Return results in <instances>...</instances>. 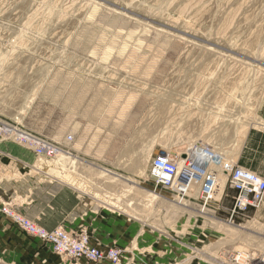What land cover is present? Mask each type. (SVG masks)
Listing matches in <instances>:
<instances>
[{
	"label": "rangeland",
	"instance_id": "obj_1",
	"mask_svg": "<svg viewBox=\"0 0 264 264\" xmlns=\"http://www.w3.org/2000/svg\"><path fill=\"white\" fill-rule=\"evenodd\" d=\"M0 120L46 143L33 172H95L111 202L98 199L130 216L92 242L119 262H92L20 230L2 210L25 215L0 202V264H235L239 251L264 264V202L233 212L228 179L234 165L264 177V0H0ZM187 152L225 177L206 206L195 186L179 202L151 177L154 156Z\"/></svg>",
	"mask_w": 264,
	"mask_h": 264
},
{
	"label": "crops",
	"instance_id": "obj_2",
	"mask_svg": "<svg viewBox=\"0 0 264 264\" xmlns=\"http://www.w3.org/2000/svg\"><path fill=\"white\" fill-rule=\"evenodd\" d=\"M18 145L0 141V202L13 200L18 211L49 230L56 227L74 232L86 229L91 241L101 246L112 242L115 234H122L123 227L129 225L130 216L112 211L98 199H104L97 193L103 192L104 188L97 187L95 172L63 173L62 176H55L50 171L33 172L39 159L34 154L36 151ZM222 161L224 159L217 157L216 162ZM62 179L76 183L83 180L86 184H82L81 189ZM99 202L103 205H98ZM52 254L41 252L49 262L55 257Z\"/></svg>",
	"mask_w": 264,
	"mask_h": 264
},
{
	"label": "built area",
	"instance_id": "obj_3",
	"mask_svg": "<svg viewBox=\"0 0 264 264\" xmlns=\"http://www.w3.org/2000/svg\"><path fill=\"white\" fill-rule=\"evenodd\" d=\"M0 138L29 144L41 154L48 148L43 140H38L22 129L1 120ZM206 148L205 150H209V147ZM194 153L191 152L184 157L172 156L169 153L157 154L152 159L151 177L157 186L170 190L179 202L185 201L194 189H197L203 206H206L215 198L219 186V176L214 168H210L214 161L204 156L200 157L198 153L193 155ZM228 179L236 192L233 212H245L252 208L257 209L262 205L264 202V177L247 168L234 165L231 167ZM2 211L10 217L20 230L50 244L57 253L92 262H119L120 251L118 249L101 250L92 244L91 237L85 230L80 235L75 236L64 229L49 231L9 207H4ZM253 260L251 254L245 251L233 254L235 264H252Z\"/></svg>",
	"mask_w": 264,
	"mask_h": 264
},
{
	"label": "bare ground",
	"instance_id": "obj_4",
	"mask_svg": "<svg viewBox=\"0 0 264 264\" xmlns=\"http://www.w3.org/2000/svg\"><path fill=\"white\" fill-rule=\"evenodd\" d=\"M21 145H25V146H28V147H30V148H32L33 150H35V147L34 146H30L29 144H26V143H20ZM170 155H172V156H174L175 154H170ZM176 156V155H175ZM177 156H179V155H177ZM182 157H184L185 155H181ZM143 173V175H147V174H145V172H142ZM224 176H219V186H218V188H217V191H216V196H219L220 195V193H221V191H222V187L224 186ZM28 218V217H27ZM29 219V218H28ZM31 220V219H30ZM33 221V220H32ZM45 229H47V228H45ZM47 230H49V229H47ZM54 229H52V230H49V231H53ZM261 262H262V260H260Z\"/></svg>",
	"mask_w": 264,
	"mask_h": 264
}]
</instances>
